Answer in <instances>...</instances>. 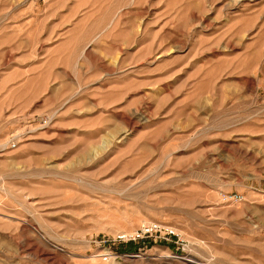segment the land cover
<instances>
[{"label": "rangeland", "instance_id": "1", "mask_svg": "<svg viewBox=\"0 0 264 264\" xmlns=\"http://www.w3.org/2000/svg\"><path fill=\"white\" fill-rule=\"evenodd\" d=\"M0 264H264V0H0Z\"/></svg>", "mask_w": 264, "mask_h": 264}, {"label": "built area", "instance_id": "2", "mask_svg": "<svg viewBox=\"0 0 264 264\" xmlns=\"http://www.w3.org/2000/svg\"><path fill=\"white\" fill-rule=\"evenodd\" d=\"M15 145V142L11 143L12 147H15ZM150 236L157 237L161 239V241L163 240L167 242L171 241L172 238L178 237L179 235L177 234L175 229L169 226H164L160 223H150L142 226L140 229L134 231L133 233L119 234L115 237V240L117 242L138 241ZM107 256L108 255H104L103 259L107 260Z\"/></svg>", "mask_w": 264, "mask_h": 264}, {"label": "trees", "instance_id": "3", "mask_svg": "<svg viewBox=\"0 0 264 264\" xmlns=\"http://www.w3.org/2000/svg\"><path fill=\"white\" fill-rule=\"evenodd\" d=\"M129 244H131V245H132L133 243H132V242H130Z\"/></svg>", "mask_w": 264, "mask_h": 264}]
</instances>
